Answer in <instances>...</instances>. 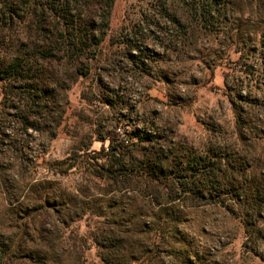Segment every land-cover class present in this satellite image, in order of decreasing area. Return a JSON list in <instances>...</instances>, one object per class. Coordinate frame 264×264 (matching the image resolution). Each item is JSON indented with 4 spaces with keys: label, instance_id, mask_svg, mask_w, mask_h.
<instances>
[{
    "label": "rangeland",
    "instance_id": "rangeland-1",
    "mask_svg": "<svg viewBox=\"0 0 264 264\" xmlns=\"http://www.w3.org/2000/svg\"><path fill=\"white\" fill-rule=\"evenodd\" d=\"M26 2L0 0V59L55 57L41 105L0 77V264H117L120 237L147 264H264V0ZM245 173L257 203L227 194Z\"/></svg>",
    "mask_w": 264,
    "mask_h": 264
},
{
    "label": "trees",
    "instance_id": "trees-1",
    "mask_svg": "<svg viewBox=\"0 0 264 264\" xmlns=\"http://www.w3.org/2000/svg\"><path fill=\"white\" fill-rule=\"evenodd\" d=\"M27 5L32 1V0H26ZM38 5H34V15H37L38 12ZM10 13V14H9ZM0 15H2L3 17L0 18V21L2 22L4 19L7 20H14V17H18V10H14V9H10L8 10L7 6H3V8L0 10ZM66 20L67 23H71L68 22L69 19L67 18V16H63ZM72 24L73 23H78V20H72ZM91 25V29H93L92 31H89V35L87 36L86 33H83L82 30L78 29L77 27L75 28L78 32H71V34H69V37H67V39H69V49H74V51L79 55H83V53H85L86 51V47H88L87 42L89 40H93V39H97L96 34H95V25L93 23L90 24ZM108 27V23L106 24ZM45 32V30H43ZM72 35V36H71ZM104 37V33L102 32V34H100V37H98V40H96V43H100L102 41ZM97 44V45H98ZM86 46V47H84ZM32 57L26 59V58H22V57H15L11 60H4V59H0V77H1V81L5 84L10 85V90H12V88L15 89H24L26 90L28 93H30V91H33V95L28 96L32 105H41L42 103L47 102L46 99H44L42 96L43 95H48L50 96V94H48L49 91V83L46 82V76H45V68H43L42 66L39 65L38 63V59H42L45 60L46 58L49 57H55L53 53L48 52V51H35L34 53L31 54ZM4 86V90H5V85L2 84ZM11 93L8 91V88L6 87V91H5V96L10 95ZM44 99V100H43ZM28 127H33L31 124H26V129H28ZM142 139H146L148 141L149 138H145V137H141ZM152 141V140H151ZM122 143V142H121ZM133 144V143H132ZM131 144V145H132ZM129 145H125L124 143L122 144H115L112 146V153L120 156H125L127 152H131L132 150L129 149ZM110 150V149H109ZM111 153V154H112ZM110 153L108 152L107 155H109ZM160 157V156H159ZM151 161V160H150ZM52 169H55L58 171H63L62 167L66 166V169H72L74 167V164H67V162H56L54 164L51 165ZM148 170H152L153 167L151 164H148L147 166ZM157 169H153L154 172L157 170L159 173H162L163 171L161 169H159L157 166H154ZM205 167H208V165H205ZM60 169V170H59ZM194 171L198 170L197 166H193L192 168ZM134 170L132 169V172ZM108 173H102L100 171L97 172V174H95L96 176L99 177H105L107 176H111L113 175L115 172L113 170H107ZM150 172V171H149ZM176 172V171H175ZM174 172V173H175ZM147 173V172H146ZM164 173V172H163ZM200 173H203V168L200 169ZM219 174H221L220 172H218ZM215 172V177L217 178L219 176V174ZM168 175V176H167ZM178 175V174H177ZM245 175L247 176V174L245 173ZM244 175V176H245ZM165 176L167 180L171 181L172 183L175 184L174 181V177L175 174H173L172 172H170L169 168L168 170H166L165 174H161V177ZM222 176H224L222 174ZM248 177V182L249 185H244L241 184L239 182H235L233 181L230 185L229 190L227 191L228 193H231V195H236L237 198H249V200L254 201V203L259 202V198L261 195L262 190L258 187H254V185H251V180L253 179L254 181H256V177L253 176L252 178ZM224 179V178H223ZM222 181V179L220 180ZM247 183V181L245 182ZM191 184H193V186L188 187V190H183L186 192H193L195 193V182H191ZM256 201V202H255ZM251 206L252 208L254 207L253 203L251 202ZM129 237H120L117 238V264H147L149 263V261H151L152 259L146 254V251L143 250L146 245H144L143 243L140 244L138 239H135V242H132V244H130L129 247V243H128ZM131 248V249H130ZM180 252V251H179ZM179 252H177V257L179 258ZM104 256V255H103ZM177 258V259H178ZM178 261H180V258L178 259Z\"/></svg>",
    "mask_w": 264,
    "mask_h": 264
},
{
    "label": "built area",
    "instance_id": "built-area-1",
    "mask_svg": "<svg viewBox=\"0 0 264 264\" xmlns=\"http://www.w3.org/2000/svg\"><path fill=\"white\" fill-rule=\"evenodd\" d=\"M123 129L124 128L122 127L118 128V135L120 137V141L124 143L125 145H128L130 143V138L126 130L125 129L123 130Z\"/></svg>",
    "mask_w": 264,
    "mask_h": 264
}]
</instances>
